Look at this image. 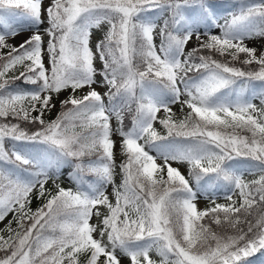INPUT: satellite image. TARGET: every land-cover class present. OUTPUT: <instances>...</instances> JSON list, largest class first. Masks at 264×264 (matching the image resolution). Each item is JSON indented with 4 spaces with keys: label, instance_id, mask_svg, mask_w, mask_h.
<instances>
[{
    "label": "snow or ice",
    "instance_id": "6c2138e0",
    "mask_svg": "<svg viewBox=\"0 0 264 264\" xmlns=\"http://www.w3.org/2000/svg\"><path fill=\"white\" fill-rule=\"evenodd\" d=\"M0 165V264H248L264 0H0Z\"/></svg>",
    "mask_w": 264,
    "mask_h": 264
},
{
    "label": "rangeland",
    "instance_id": "374dc122",
    "mask_svg": "<svg viewBox=\"0 0 264 264\" xmlns=\"http://www.w3.org/2000/svg\"><path fill=\"white\" fill-rule=\"evenodd\" d=\"M48 2H49V0H44L45 6L48 4ZM222 22H223V21H221V23H222ZM45 26H46V25H45ZM98 35H99V33H94V34H93V40H92V44H93V46L95 45L96 37H97ZM22 39H24V37H23V36H20V37H17V39H16L15 41H10V42H11V43H19ZM18 40H19V41H18ZM46 42H47V37H45V43H46ZM157 43H159V38H157ZM191 46H192V45L190 44L189 47H191ZM249 46H256L257 48H259V41H257L255 45L250 44ZM257 54H259V52H258ZM45 59H46V62H47V57H45ZM96 66H97L98 68L100 67V62H99V60L96 61ZM97 90L100 91L101 93H102L103 91H105L104 88H98ZM85 91H86V90H85ZM77 94L79 95L80 93H77ZM67 95H68V92H67V91L62 92V93L60 94L59 99H63V98H65ZM54 102L56 103V108L52 110V112H51L50 115H47V116L45 117L46 119H53V118L56 116L57 111L59 110L60 105H59L58 101L54 99ZM253 102L259 104V101H258V100H254ZM172 107H173V111L177 114V116H181V115L183 114V113L181 112V107H180L179 104H175V105H173ZM186 110H187V109H185V111H186ZM158 115L162 116V115H163V112L159 113ZM155 126L158 128V130H162V126H160L158 122L156 123ZM115 139H117V144H116V162H117V165H118V164L120 163L122 157H121V155H120L119 139H118V138H115ZM67 171H68V169L65 170V174H64V176L61 177V185H62L63 187H65V188H74V185H75V184L67 178ZM116 171H117V173H119V168H117ZM181 171H182L185 175H187V166H186V165L181 166ZM250 177H251V176H249V178H250ZM120 179H121V177H120L119 175H117V176H116V182L119 183V182H120ZM107 191H108V193L110 194V193H111V188H108ZM215 195L217 196V203H225V202H226L225 199H224L223 194L215 193ZM198 203H199V207H200V208H204L208 202H207V200H206L205 198H202ZM31 206H32V205H31ZM31 208H33V207H31ZM10 220H12V215H11V214L5 219V221L0 222V229H3V228L5 227V225L8 224V222H9ZM91 222H92V223H95V222H96V218L93 217V219H92ZM15 226H16L15 223H13L12 227L14 228Z\"/></svg>",
    "mask_w": 264,
    "mask_h": 264
},
{
    "label": "trees",
    "instance_id": "16d2710c",
    "mask_svg": "<svg viewBox=\"0 0 264 264\" xmlns=\"http://www.w3.org/2000/svg\"><path fill=\"white\" fill-rule=\"evenodd\" d=\"M221 2H222V6H223L224 9L232 10V6L238 4L239 2H241V0H221ZM255 2H259V0H255ZM256 86H257V88L260 87L259 82H256ZM59 111H60V107H59V110L57 111V114H58ZM77 131H79V129H77ZM0 166H3V165H0ZM5 167H7V166H5ZM251 178L252 177H250L249 179H251ZM89 179H91V178H89ZM48 187L49 188L52 187L51 183H49ZM216 193L222 194V192H216ZM40 204H41V201L36 199L35 195H33V200H32V203H31V205H32L31 207H33L32 209L35 210L37 207L40 206ZM248 264H264V253H257L255 256L251 257L249 259V261H248Z\"/></svg>",
    "mask_w": 264,
    "mask_h": 264
},
{
    "label": "bare ground",
    "instance_id": "6f19581e",
    "mask_svg": "<svg viewBox=\"0 0 264 264\" xmlns=\"http://www.w3.org/2000/svg\"><path fill=\"white\" fill-rule=\"evenodd\" d=\"M19 41V40H18Z\"/></svg>",
    "mask_w": 264,
    "mask_h": 264
}]
</instances>
